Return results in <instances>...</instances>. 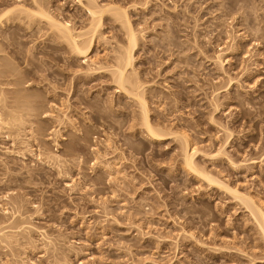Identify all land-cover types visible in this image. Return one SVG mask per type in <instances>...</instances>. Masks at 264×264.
Here are the masks:
<instances>
[{
    "label": "rangeland",
    "instance_id": "obj_1",
    "mask_svg": "<svg viewBox=\"0 0 264 264\" xmlns=\"http://www.w3.org/2000/svg\"><path fill=\"white\" fill-rule=\"evenodd\" d=\"M113 6L160 140L114 76L122 22L103 13L85 56L45 19L81 42ZM1 91L31 115L0 127V264H264V0H0ZM185 139L241 197L185 168Z\"/></svg>",
    "mask_w": 264,
    "mask_h": 264
},
{
    "label": "bare ground",
    "instance_id": "obj_2",
    "mask_svg": "<svg viewBox=\"0 0 264 264\" xmlns=\"http://www.w3.org/2000/svg\"><path fill=\"white\" fill-rule=\"evenodd\" d=\"M109 7L108 8H104L103 7V9H101L99 7H97V8L96 7H94V8L91 7L92 9L90 7L88 8V13H90V15H91V17L93 19V20H91L90 27H91V29L92 28L93 29L90 30V34H91L90 35L91 37L89 36L90 39L89 40H87L88 38L87 39H83L84 43H83V41H81L82 38L80 40L82 43L79 42L80 37L81 36L82 37L85 36V35L83 36V34H84L83 32L82 33L80 32V34H78L79 32L75 33V32H73L70 29V26L64 24L63 22H59V21L55 20V18L49 16L48 13H47V15H46V12L44 13L46 15V17H45L44 14L43 15H44L45 19L46 18L49 19L48 22H52L51 26L58 31V33L61 35V37L64 39V41L66 43H69L68 46L70 45V48H72L75 51V53H77L79 55H85V56H87V53L90 51V49L92 47L93 38H96V37H94V35L95 34L97 35L96 32L98 31V28L100 29V27H101V18H102L101 16H103V13L108 12V11L112 12L113 15L118 20H120V22H122V24L125 26V28H127V39H128L129 44L131 45V47L128 44L129 45L128 46L129 49L126 47L127 49L123 50V52H121L122 54L121 53L119 54L118 61L116 62V64L118 63L117 64V68L118 69H117L116 72L114 71V73H115L114 76H116V73L118 74L117 79L115 78L117 80V82H118V86H119L118 88L122 89L125 92L127 91L130 95L134 94V97L138 98V102H139V104L141 106V111H142V119H143V124H144L143 126H145L144 128L146 129L145 131L147 133V136L149 135L148 136L149 139L154 138V140H158L159 138H162V137H161L160 134H158L156 129L153 128V126L150 123V120L148 119L149 118L148 117V109H147V106H146V103H145V99H143L144 97H142L143 95H142L141 91L138 92L139 91L138 90L139 87L137 85L138 82H137V80H135V82H134V80H133L134 78L132 76H131V78H132L133 81H131V79L128 78L129 75L126 76V70H128L127 67H129V66L131 67L132 63H133V55H132V51L133 50H132V47H133V45L135 46V44L137 42L136 41L137 40L136 33H135L134 29L129 24V20H128L127 14L125 13V10L117 9L114 6H113L114 9H112V7L111 8H109ZM115 8L117 10H115ZM19 9H22L23 13L25 12V14L30 13V10H28L29 12L26 13V11H25L26 9H24L23 7L17 8V10H19ZM10 10L11 9H9V12H10ZM22 11L20 10V12H22ZM9 12L6 11L5 14L7 15ZM34 12L35 11H31L32 14L30 13L29 16L31 17L33 14H34V16H36L39 13L38 11H36L35 13ZM5 14H3V15H5ZM3 15L1 17H3ZM38 15L43 16L40 13ZM91 31H92V33H91ZM74 33L76 35H74ZM61 37H59V38H61ZM220 63H221V61H220ZM127 86L130 87V89L135 90L133 92V94H131L129 92V90H128L129 88L127 89ZM17 93L19 94V92H17ZM4 97L5 96H3V98ZM3 98H2V91H1L0 92V104L2 103L1 105L3 107L0 105V107L2 108V109H0V127H1V130L6 131V134H7V136L9 138H14V137L17 136V133H18V130L20 129L21 123L25 122L23 120H25L26 118H28L29 115H31L30 112H27V110L29 111L30 109L27 108V106L25 104L22 107L20 106L21 105L20 103L22 102V101H20V102L18 101L20 99V97L18 98V100L16 99L17 100L16 102L14 101L15 103H5L6 101ZM17 102H19V103H17ZM16 103L19 104V105H17ZM22 105H23V103H22ZM17 126H19V127H17ZM17 128H19V129H17ZM183 144H184L183 147L185 149L183 151V153H184L183 154V156H184L183 157V160H184L183 161L184 162L183 165H185V168L187 167L186 169H188L189 172L192 171L193 173H196V176L199 175L201 177H204L206 181H209L212 184H216L219 187H224L226 190H228L230 193L234 194L235 196L239 195L238 197H241L239 192H238V189L228 186L225 182H223V181H221L219 179L213 178V177L209 176L207 173L204 174L197 167H195L196 165L194 164L195 163L194 162V156L196 154V151H192V152L188 151V150H190V148H189V144H188L187 139L184 140ZM51 158L52 157L50 156V159ZM56 159H58V157L55 158V160ZM246 200L249 203V205H250L249 207L252 209V211L255 214V216H257L258 222H259L258 224H259V226H260V228L262 230L263 236H264V210L260 206H257V204L254 202V200L252 198L248 197V198H246ZM12 227H16V226L11 225V227H8V228L12 229ZM3 234H2V236H3ZM4 236H5V239H3V238L2 239L4 241L7 239L6 241H8L9 238L11 239L12 234L4 235ZM10 239H9V241H10Z\"/></svg>",
    "mask_w": 264,
    "mask_h": 264
}]
</instances>
